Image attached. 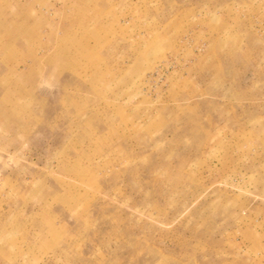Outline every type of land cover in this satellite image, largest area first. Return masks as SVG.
<instances>
[{
    "label": "rangeland",
    "instance_id": "obj_1",
    "mask_svg": "<svg viewBox=\"0 0 264 264\" xmlns=\"http://www.w3.org/2000/svg\"><path fill=\"white\" fill-rule=\"evenodd\" d=\"M0 264H264V0H0Z\"/></svg>",
    "mask_w": 264,
    "mask_h": 264
}]
</instances>
